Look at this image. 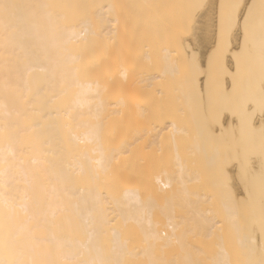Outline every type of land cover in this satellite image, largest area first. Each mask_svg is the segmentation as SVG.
I'll return each mask as SVG.
<instances>
[{
  "label": "bare ground",
  "instance_id": "obj_1",
  "mask_svg": "<svg viewBox=\"0 0 264 264\" xmlns=\"http://www.w3.org/2000/svg\"><path fill=\"white\" fill-rule=\"evenodd\" d=\"M196 1L168 5L174 42L155 76L139 68L148 46L137 66L120 52L124 0H0V264H264V0H206L198 14ZM186 29L190 44L178 37ZM216 32L220 58L214 47L204 67ZM172 56L190 65L169 93L189 104L213 96L223 138L196 139L199 162L187 168L176 154L175 170L154 176L166 194L156 220L139 187L108 193V179L141 140L115 138L121 119L148 110L130 93L180 75ZM210 56L221 62L212 75ZM170 126L180 133L167 124L150 144Z\"/></svg>",
  "mask_w": 264,
  "mask_h": 264
},
{
  "label": "rangeland",
  "instance_id": "obj_2",
  "mask_svg": "<svg viewBox=\"0 0 264 264\" xmlns=\"http://www.w3.org/2000/svg\"><path fill=\"white\" fill-rule=\"evenodd\" d=\"M124 2H125L124 4L125 19H124L123 34H122L123 43L120 47V50H121L120 52L125 57L127 56L128 58L133 57L132 59H134V62H135V63L133 62V64L137 66L139 63L136 61V59L139 61L140 55H144L146 52V51L144 52L143 47L148 46L146 50H147V53L149 52L148 54L150 55L148 56H151V60L149 61L148 59V61H144L145 59H143L144 62L141 61L142 63H141V66H139V68L142 67L141 71L143 70L142 72L144 73V75L145 73L146 75L156 76L158 75V73L160 75V73H162L161 72L162 68L164 67L163 66L164 62H162L163 58L161 61V57H163V54L160 53V50L162 49L164 45L169 46L170 44L174 42L175 31L171 26L172 25V22H171L172 12L174 11V9L172 8L171 10L169 7V11H167L168 5L174 2V0H148L147 3H144L143 0H124ZM196 2H197L196 14L200 13L201 11H204L205 8L208 6L207 4L205 5L206 0H197ZM258 3L256 2L254 5V8L255 6L257 7L256 10L260 8ZM262 15L264 16V14ZM215 29L217 28L215 27ZM185 31L179 34L178 37L181 38L182 36V38L184 39L186 37V39H189L187 40V42H189L192 38V37L189 38L192 35L191 33L192 30L188 29L187 31L188 32L190 31L189 33L188 32L185 33ZM218 33L219 32H216L215 36L213 34L211 38L212 40L214 38V41L216 42L211 40L210 44L211 43L212 44L214 43V44L213 45L211 44V46H208L207 48L208 50L207 49L204 50V51L207 50L206 51L207 55L206 54L204 55L205 60H206L204 61V65H205L204 67L207 66L206 57L208 58L209 55L212 54V53L210 54L209 51L214 50V52H216L214 49L215 44L216 45L219 44V40L222 41V37L219 38L220 35ZM261 35L263 36V34ZM223 38L225 37L223 36ZM226 41L227 39L225 38L223 42H226ZM220 44L217 46H220ZM221 46H224V45H221ZM135 51H136V54H135ZM141 52H143L144 54ZM194 52H196V54H194L196 58L199 55L198 53L199 51L197 52L196 50H194ZM217 53H219L218 50L216 53H214L215 55L214 54L212 55L215 56L216 58ZM126 54L128 55L126 56ZM174 58H177V56L176 57L172 56V59ZM179 58L180 57H178L176 61L173 60L175 65L178 64L175 62L177 61L179 62L180 60L182 61L183 59V58L182 59L180 58L179 60ZM195 58L194 60L200 59L199 56L197 57V59ZM211 58H213L212 60L214 61L212 62V64L210 63L211 64L210 66L214 65V63L217 60V59H214V57H211ZM217 58H218V55H217ZM190 62H192V59ZM196 62L193 61L192 63L195 64ZM209 62L210 61H208V63ZM181 63L184 66H182ZM220 63L216 62V66H214L215 68L213 66L211 67L210 69V71L212 70L211 74L208 68H206L207 70H204V67H203V70L204 72L206 71V73L207 71H209L208 72L209 75H212L213 73L215 74L216 72L215 69ZM178 65H179V70L181 67H183L179 71V74L182 70H184L185 71L184 73L186 74V71H188L186 68L188 65H190L189 60L187 62L182 61ZM166 73L160 79L155 80L156 83L152 82V84L155 83V85H151V87H148V88L138 89L135 92H133V95L132 93H130L129 95L130 98L134 97L136 98V100L138 99L141 103L147 105L148 110H146L143 113H139V114L135 113L136 116L135 114H129V116H126L124 119H121L120 123L123 122V124L122 125L120 123L119 124L122 127H120L118 124V126L120 127L119 128L120 132H119V129H118V132L121 135H118L117 134L118 132H117L116 133L117 135H115V138H117L116 141H118L119 139L120 140H124V139L131 140L130 137L132 134L134 136L135 134L134 131L135 132L139 131V133L142 135L140 136L139 134L138 138L141 137V140L139 139V142L137 143L136 146H134V148L131 151L132 156L130 157L131 158L130 160L132 162L129 159L125 160L124 158H122L124 160H122L117 165V168L119 167L122 170L124 169V172L127 169L126 171L127 173L126 172L123 173L122 177L120 176L119 179L117 178V181H115L114 179L115 182L113 181L112 178L108 179V187H109L108 193L110 192L112 194L113 193L118 194L124 188H129V187L138 188L139 187L138 189L140 190L139 191L140 198H143V201L145 203H149L148 201H153V204L151 205V209H150L152 210V214L150 216L156 220H162L164 218L163 214L159 210V205L163 203L164 198L166 197V194L152 187L154 176L162 173L163 171H166V172L174 171L175 170L174 157L176 154L180 155V157L184 161V164L187 168L192 167V165H194L193 163L199 162L203 158L204 151L195 150V146H196L195 140L196 139H198L197 145H200L201 147L204 148V147H208L209 146L208 144L211 143L212 139H215V138L218 140H221L217 143L221 145L222 138H223V133L215 134V130H218V129H216L214 122L218 120V116L215 113L217 109V103L213 105L212 102L214 101H210V99H212L213 96H211V98H208V100L205 98L201 100V98L203 97L200 98L201 101L194 102L195 99L191 100L196 104L199 103V106L201 104L200 107H195L197 105L193 103L191 104V102H190L191 104L190 105L188 101H187L188 104L187 102L184 103V101L181 99H178V97H176L175 94H173L174 96L170 94L171 92L175 93V90H174L176 89L175 83L177 84L178 78L180 77L181 79V77L183 76L181 74H184V73L181 72L180 75L175 74V73L173 74L171 73L166 74ZM202 73L203 71H201V74ZM176 76H178V78ZM201 76L204 77L206 75L202 74ZM159 91L161 92L167 91V92H165V95H162V96H160L159 94L156 95V93ZM200 96H203V95H200ZM207 96L210 97L209 95H206L205 97L207 98ZM167 124H174L178 129H180V133L173 134L172 127L170 126L168 128H165V130L160 134V136L158 137V140L155 143L150 144L151 136L154 134L155 130L161 129L165 127ZM124 128L126 129L125 131H123ZM135 136L137 135L135 134ZM140 158L143 159L144 161L146 160V162L143 161L142 163L141 162L142 160ZM139 159L141 161H139ZM122 163H126V165L129 164L128 166H131V167L129 168L128 166L124 164L122 166ZM137 163H139L140 165L142 164L141 166L142 167L144 166V167L142 168L141 166H138L139 170L136 171L135 167H137L136 165H139ZM147 164L150 166V168H148L149 166H147ZM145 166H147V168H145ZM115 167L112 168V170H115ZM141 168H142V171H141ZM115 171H114V175H116ZM136 179L137 181H140L141 183L137 182ZM197 185H194V187H197ZM116 189H118L119 191ZM175 191H176V187H174L173 192ZM176 214L177 216L185 217L186 216L185 209L176 208ZM112 225L114 227V225L117 226L118 224L114 223ZM112 225H108V227H112ZM122 225L123 224L120 223L117 227L119 226L124 227ZM132 226L135 227V225H132ZM132 226L131 227L127 226L129 230L125 232L126 237L129 238L131 242L133 241V238L135 240V237H137L136 233L138 232L136 230V227L133 229ZM131 259L133 260V258ZM136 259L138 260V258ZM136 259L133 261L136 262L137 261ZM132 260L130 261L132 262Z\"/></svg>",
  "mask_w": 264,
  "mask_h": 264
}]
</instances>
